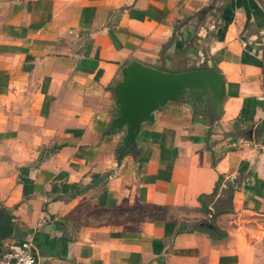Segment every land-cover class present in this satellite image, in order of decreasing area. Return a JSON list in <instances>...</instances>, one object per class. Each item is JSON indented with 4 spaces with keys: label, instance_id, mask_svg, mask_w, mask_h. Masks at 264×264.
I'll return each instance as SVG.
<instances>
[{
    "label": "crops",
    "instance_id": "obj_1",
    "mask_svg": "<svg viewBox=\"0 0 264 264\" xmlns=\"http://www.w3.org/2000/svg\"><path fill=\"white\" fill-rule=\"evenodd\" d=\"M131 63L213 69L223 93L217 115L155 109L117 165ZM263 64L264 0H0V253L32 238L38 264H264ZM210 215L222 238L197 230Z\"/></svg>",
    "mask_w": 264,
    "mask_h": 264
},
{
    "label": "water",
    "instance_id": "obj_2",
    "mask_svg": "<svg viewBox=\"0 0 264 264\" xmlns=\"http://www.w3.org/2000/svg\"><path fill=\"white\" fill-rule=\"evenodd\" d=\"M122 76L114 87L116 112L110 124L111 130L126 131L117 151V165L122 157L134 152L141 124L150 121L153 111L166 102L189 99L217 115L223 85L220 74L213 69L170 73L131 63L123 69ZM12 233L9 217L0 212V239Z\"/></svg>",
    "mask_w": 264,
    "mask_h": 264
},
{
    "label": "built area",
    "instance_id": "obj_3",
    "mask_svg": "<svg viewBox=\"0 0 264 264\" xmlns=\"http://www.w3.org/2000/svg\"><path fill=\"white\" fill-rule=\"evenodd\" d=\"M262 91L261 99L264 100V64L261 69ZM212 216H209L211 219ZM0 264H38L34 254V244L32 238H28L19 244L8 247L0 253Z\"/></svg>",
    "mask_w": 264,
    "mask_h": 264
},
{
    "label": "trees",
    "instance_id": "obj_4",
    "mask_svg": "<svg viewBox=\"0 0 264 264\" xmlns=\"http://www.w3.org/2000/svg\"><path fill=\"white\" fill-rule=\"evenodd\" d=\"M263 147H264V144H263ZM219 181H220V178H219ZM74 194H77V193H74ZM74 194H71V196L73 197ZM203 225H204L203 228L201 227L197 228L199 232L207 233L211 238H222L224 236L223 233H220L219 230L215 228V226L212 224L211 219L203 222Z\"/></svg>",
    "mask_w": 264,
    "mask_h": 264
},
{
    "label": "rangeland",
    "instance_id": "obj_5",
    "mask_svg": "<svg viewBox=\"0 0 264 264\" xmlns=\"http://www.w3.org/2000/svg\"><path fill=\"white\" fill-rule=\"evenodd\" d=\"M143 213H148V214H150L149 212H142L141 214H143Z\"/></svg>",
    "mask_w": 264,
    "mask_h": 264
}]
</instances>
